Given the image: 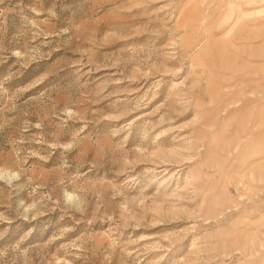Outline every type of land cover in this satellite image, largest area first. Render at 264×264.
<instances>
[{
	"label": "rangeland",
	"instance_id": "rangeland-1",
	"mask_svg": "<svg viewBox=\"0 0 264 264\" xmlns=\"http://www.w3.org/2000/svg\"><path fill=\"white\" fill-rule=\"evenodd\" d=\"M0 264H264V0H0Z\"/></svg>",
	"mask_w": 264,
	"mask_h": 264
}]
</instances>
